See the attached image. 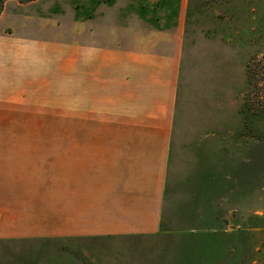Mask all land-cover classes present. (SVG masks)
Listing matches in <instances>:
<instances>
[{"label": "rangeland", "instance_id": "obj_1", "mask_svg": "<svg viewBox=\"0 0 264 264\" xmlns=\"http://www.w3.org/2000/svg\"><path fill=\"white\" fill-rule=\"evenodd\" d=\"M0 264H264V0H0Z\"/></svg>", "mask_w": 264, "mask_h": 264}, {"label": "trees", "instance_id": "obj_2", "mask_svg": "<svg viewBox=\"0 0 264 264\" xmlns=\"http://www.w3.org/2000/svg\"><path fill=\"white\" fill-rule=\"evenodd\" d=\"M251 76V75H250ZM252 78V77H251ZM253 83V82H252ZM250 100V99H249Z\"/></svg>", "mask_w": 264, "mask_h": 264}]
</instances>
